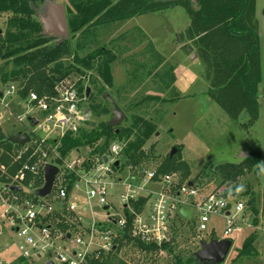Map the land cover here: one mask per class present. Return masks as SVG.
<instances>
[{
  "label": "rangeland",
  "instance_id": "1",
  "mask_svg": "<svg viewBox=\"0 0 264 264\" xmlns=\"http://www.w3.org/2000/svg\"><path fill=\"white\" fill-rule=\"evenodd\" d=\"M50 2L63 4L66 7L69 31L66 35H57L56 40L68 39L72 51L71 56L66 59L69 63H72L74 60L73 54L75 53V43L77 40H80L82 45V50L79 54L80 56H85L92 50L115 43L118 39H110L113 37V33L116 32L119 25L126 20H101L100 22L102 23L99 25H91L83 29L82 33L78 32L74 35L71 33L70 29V18L75 11L72 2L70 0H49L48 4ZM43 8L44 7L40 9L38 15L41 21L47 14V11L43 13ZM263 8L264 0H256V15L261 23L259 29L261 32V61L264 76ZM181 12H184V9L182 7H177L173 14H176L179 19V17L183 16ZM9 17V13L0 16V28L3 32L6 30ZM164 20L165 19L161 18L159 21ZM159 36V43L162 47L163 43H166L165 40L163 41L166 35L161 31L159 32ZM169 43L168 48H164L169 58L165 61L164 65H162V57L156 55L154 63L150 65V70L147 72H150L148 77L145 78V72L143 71L148 64L144 60H137L133 72L131 73V81L127 87L122 89L106 87L107 92L111 96H116L115 100H118L119 106L125 110L126 117L121 124L131 128L134 118L138 115L150 119L157 124V131L143 146V150L148 156L135 167L139 169L147 167L148 161H153L155 166L159 167L168 156H177L179 159L189 164L191 175L188 179H193L199 187V193L195 197L190 196L187 198V196L184 195L182 197L199 201L215 189L224 188L226 189L225 191H227V188H229L228 183L222 185V179L216 171L217 165L227 162H238L243 158L241 156L243 151H247L250 155L255 147L260 146L262 148L261 162L259 165L255 166L254 171L241 178L235 189H232V194L236 193V198L238 200H243L246 204L244 214L247 223H250L252 227L240 220L241 222L239 221V225L237 227L234 226L229 235H225V216L221 214H211L207 222L208 228L202 233H199L195 229L197 211H194V214L188 219L180 216L182 222L185 224L175 226L173 244L168 243L162 247L141 249L140 246H137L127 237L119 251V255L132 264H179L177 262L178 258H190L194 252L200 249L199 241L201 238L207 241L212 238H232L234 243L225 262H203L199 264H264V100L263 98L260 99L259 117L252 125H250L247 116L240 118L235 123L229 122L226 112L214 102L213 98L208 93L209 85L204 76L206 70L203 62L199 60L198 53L193 48L191 51L192 53H187V50L182 49L180 46H176L174 42ZM195 52L197 55L193 56ZM4 64L5 63L0 62V66ZM124 67L125 65L121 61L118 63L116 62L114 68V72L116 71L114 85L116 87L124 84ZM155 69H157L156 72ZM80 70L81 71L76 70L73 77L74 80L77 81V87H83V92L86 91L87 87L91 88L90 97H86L84 101V104L89 108L92 114L90 122L86 126L87 129H91L92 127H96L101 120L109 119L110 116L97 117L92 110L93 105L103 104L100 99H104V96H102V98L100 97L99 88L103 86V83L101 80L96 81L98 78L97 72L94 70L88 71L86 69L84 71V68ZM138 72H142L140 84L138 83L135 85L133 80ZM152 72H154V74L151 76ZM81 78H83L82 82L79 81ZM263 85L264 80L262 86ZM0 89L6 93L8 87L0 85ZM153 89L160 93V95L147 96V92ZM23 97L24 96H22V98ZM4 99L5 102L11 103L9 109L13 112L11 115L9 112L10 110L0 103V112L3 114L0 125L3 127L4 132L10 135L22 129L26 130V128H28V121H20L17 116L26 113L25 106L27 102H20L21 97L17 94L11 96L5 94ZM31 113L33 115L35 114L34 112ZM127 135L128 134L124 132L121 139L111 140L106 150V153H109L110 147L114 143L121 146L122 151L118 155V158L123 164L122 170H125H121L123 172V177L129 174L126 169L128 166L125 165L126 160L123 156L124 150L128 146V141L134 138V135H132L127 141ZM101 142L104 141L102 140ZM173 148H177L174 155L171 154ZM90 152L91 147H81L70 151L66 157H64V166L61 167L63 169L62 177H65L68 188L70 185V178L66 177V174L74 172L76 175H79L80 179L83 176L86 177L94 174H90L89 172L94 171V164L89 161L91 159L89 156ZM55 154L57 155L59 153L55 152ZM55 154L53 152L50 157L46 158V161H54L53 158ZM86 161H89V165L92 164L90 169L85 165ZM173 172L176 171H170V173ZM133 173L136 174L134 171ZM177 173L181 176L179 172ZM180 176H178V178H180ZM77 182L78 180L74 182L72 189L69 190L71 194L80 193L79 189L75 186ZM160 187V184L151 181L145 183V188L149 191H159ZM118 189L117 187L111 190L112 194H116ZM24 190L26 191V188ZM24 195V198L32 197L30 190L26 191ZM116 197V195H113L114 199H116ZM252 199H254L256 203L258 214L252 213L250 203ZM54 200L55 197L53 196L52 203L56 206H60L56 203V200L55 202ZM16 203H19V201ZM182 206L184 208L188 207L187 204H183ZM16 207L22 209L20 203L19 206L17 205ZM3 210L4 207L0 206V214ZM235 211L234 208L233 213ZM14 214L16 215V212L9 215L13 216ZM8 218H3L0 215V264H47L50 257L46 254H42L41 257L32 255V257L29 258L21 256V247L26 245V242L23 237L18 235L17 230ZM255 218L259 220L257 226H253ZM48 220L56 224L58 222L57 215L52 216L51 214ZM64 221L63 219V222ZM63 222H59V224L64 225L63 227L65 228L66 224H69V222ZM69 227L70 226L67 225V228ZM250 235H254L258 238V256L252 257V259L247 257L236 259L235 256L237 251L242 247L245 239L250 237ZM66 243L69 244V242ZM52 258L54 259L53 255ZM190 264L194 263L191 262Z\"/></svg>",
  "mask_w": 264,
  "mask_h": 264
},
{
  "label": "trees",
  "instance_id": "2",
  "mask_svg": "<svg viewBox=\"0 0 264 264\" xmlns=\"http://www.w3.org/2000/svg\"><path fill=\"white\" fill-rule=\"evenodd\" d=\"M70 1L75 10L70 18V29L74 35L78 32L82 33L83 29L91 25H99L102 23L101 20L118 21L137 14L164 11L171 7L184 8L190 18V24L185 32L177 36V41L190 43L189 45L198 53L199 60L205 66L204 76L209 85L208 93L226 112L229 122L235 123L244 114L248 117L250 125L258 119L259 102L261 98L264 100V85L262 86L264 76L259 29L261 23L256 15V0H119L116 3L112 0ZM48 2L49 0H0V16L5 13L10 14L6 30L0 34V62L5 63L0 66V81L4 85L10 82L24 85V89L21 90L24 97L31 90L41 96H51L56 93L59 82L66 77L74 79L75 71L84 68V71L86 69L97 72L96 81L101 80L103 83L99 88L102 98L107 92L106 87H113L111 63L117 59V55L109 48L100 47L85 56H80L82 45L80 40H77L74 60L72 63L67 62L66 59L72 53L68 39L57 41V35L45 34L43 22L38 18L42 7H44L43 13L48 10L51 3ZM262 13L264 20V8ZM82 79L79 81L82 82ZM78 89L81 95H87V89L84 92L82 86ZM104 99H100L103 104L93 105L92 110L97 117L109 115L110 118L101 120L91 129H81L76 135L71 133L65 135L57 146L56 151L59 154L49 163L62 167L64 157L70 151L81 147H91L90 158L105 155L110 141L121 139L124 132L128 134L127 141L134 135L124 150L125 165L137 166L148 156L143 146L157 131V124L138 115L134 118L133 128L123 124L113 126L110 123L113 105L108 98ZM116 102L118 104V100ZM120 108L125 112L122 107ZM8 136L0 125V162L9 166L7 174L0 176L3 182L11 181L12 176L28 156L25 154L21 159L16 160L15 151L23 145L10 142ZM102 140L104 142H101ZM261 153L262 148L257 146L249 156L238 163L227 162L216 166L222 185L231 183L225 195L232 194V189L237 187L241 178L254 171L255 166L261 162ZM89 161H86L85 165L90 169L92 164L89 165ZM122 165L119 160V164H115L114 167L120 171L123 169ZM158 171L179 172L181 182L191 175L189 164L177 156H168L160 164ZM66 175L70 178L69 189H72L79 175L74 172ZM43 185V176H29L24 183L26 191L30 190L31 196L35 198L39 197L35 194V190ZM26 191L21 192L22 195ZM146 201L147 198L141 197L133 204L136 209L141 210ZM250 203L252 212L258 214L254 199ZM57 218L61 216L57 215ZM258 223L259 220L255 218L254 224L258 225ZM255 239L254 235L245 239L236 259L258 255V250L254 246ZM139 246L141 249L151 248L144 244ZM121 247L122 244L115 252L93 260L92 264H132L119 255ZM177 262L199 264L195 252L190 258H178Z\"/></svg>",
  "mask_w": 264,
  "mask_h": 264
},
{
  "label": "built area",
  "instance_id": "3",
  "mask_svg": "<svg viewBox=\"0 0 264 264\" xmlns=\"http://www.w3.org/2000/svg\"><path fill=\"white\" fill-rule=\"evenodd\" d=\"M76 84V80L66 77L58 83L56 93L51 96H41L31 90L22 98L24 85L18 82L4 85L0 81V85L8 87L6 93L0 89V103L10 110L11 115V103L5 102V94H17L21 97L20 102H27L26 113L19 114L17 118L28 121V132L32 137L29 143L15 151L16 160L25 154L28 156L11 181L0 180V206L4 207L0 215L3 218L9 217L18 235L24 238L26 245L21 247V256L29 258L46 254L50 257L48 261L54 264H92L93 260L115 252L127 237L137 246L144 244L162 247L168 243L173 244L175 221L183 216L180 212L183 204L193 210L191 216L197 211L196 230L199 233L208 228L211 214L225 216V235H229L238 223L245 221L243 214L246 204L236 198V193L225 195L224 188L213 190L199 201L185 199L183 195L187 198L198 195V184L190 185L191 179L181 182L177 172L160 173L158 167L149 161L147 167L140 169L129 165L126 168L129 174L123 177V172L114 167L122 151L116 143L110 147L109 153L90 159L94 171L89 172L94 174L78 179L75 183L80 191L78 194L69 191L61 167L49 195L24 198L21 192L13 191L12 185L25 189L24 183L29 176H43L45 180L44 169L49 163L46 158L53 152L57 153L61 139L69 133L76 135L81 129H87L92 114L84 104L86 96L81 95ZM29 116L38 120L36 126H31ZM2 118L0 112V121ZM54 156L57 157L56 154ZM105 156L108 161H105ZM8 170L9 166L0 162V176L7 174ZM148 181L160 184V190H147L145 183ZM117 187L118 192L112 194L111 190ZM113 195L117 196L116 199ZM53 196L60 206L52 203ZM141 197L147 198V201L138 210L133 202ZM17 201L22 209L16 207L19 206ZM234 208L236 211L233 213ZM13 212L16 215L10 216ZM51 214L61 216L56 224L49 222ZM63 219L65 223L69 222L66 224L69 228L65 229L59 224Z\"/></svg>",
  "mask_w": 264,
  "mask_h": 264
},
{
  "label": "crops",
  "instance_id": "4",
  "mask_svg": "<svg viewBox=\"0 0 264 264\" xmlns=\"http://www.w3.org/2000/svg\"><path fill=\"white\" fill-rule=\"evenodd\" d=\"M112 1L113 3H116L119 0H112ZM176 9L177 7H171L164 11L137 14L131 18L126 19L122 24L119 25L116 32L113 33V37L110 39V40H113V39H118V40L115 43H111L107 46H103V47L111 49L117 55V59L111 63V71L113 73V87L112 88L122 89L124 87H127V85H129L131 81V78H130L131 73L133 72V68L137 60H142V61L144 60L148 64V66L145 67V70H143L145 72V78L150 75V72L149 73L147 72L150 70V67H151L150 65L154 63L155 61L154 59L156 55L157 56L160 55L162 57L163 59L162 65H164L165 61L169 58L168 53L165 52L164 48H168L169 42H174L176 46H180L182 49L187 50V53H192L191 52L192 47L189 45L190 43L185 42V41H182V42L177 41V36L181 34L182 32H185L188 25L190 24V18L187 12L185 11V9L183 8L184 12H181L183 13L181 14L183 16L179 17L178 19L176 14H173L175 13ZM158 17H161L162 19H165V20L159 21L161 20V18H158ZM158 31L159 32L162 31L166 35V38H163V41L165 40L166 43H163L162 47H161V44L159 43L160 36H159ZM119 61H121L125 65V67L123 68L125 69V72L123 73V76L125 75V78H124V84L122 86L116 87L114 85L115 76H116V71L114 72V68H115L116 62L118 63ZM157 69H155V72ZM153 74L154 72H152L151 76ZM141 75H142V72H138L136 76L134 77L133 81L135 82V85L138 83L140 84ZM148 95L159 96L160 93L156 92L153 89L147 92V96ZM243 117H246V114ZM27 127L28 128H26V130L22 129L18 132H25V131L28 132L30 130V127L29 126ZM245 152L247 151H243L241 155L243 158L247 157V156L244 157ZM241 160H239L238 162H240ZM149 162H151L152 165L155 166L153 161H149ZM122 171H125V170H122ZM190 181L193 182V179H191ZM44 183H45V180H44ZM193 183H196V182L194 181ZM185 209H191V208L188 207ZM243 215L245 217L244 223L245 222L247 223L246 216L245 214ZM183 217L188 219L191 217V215L188 217L183 215ZM183 224L185 223L182 222L180 217L176 218L175 226L176 225L181 226ZM247 224L251 225L250 223H247ZM253 226H257V225L253 224ZM203 239L201 238L199 243ZM257 242H258V238H256L254 242V246L256 249H258ZM237 255H238V251L235 257H237Z\"/></svg>",
  "mask_w": 264,
  "mask_h": 264
},
{
  "label": "water",
  "instance_id": "5",
  "mask_svg": "<svg viewBox=\"0 0 264 264\" xmlns=\"http://www.w3.org/2000/svg\"><path fill=\"white\" fill-rule=\"evenodd\" d=\"M43 22V31L45 34H51V35H66L69 31V22L66 12V7L63 4H55L54 2H51L46 16L42 19ZM3 33V30L0 28V34ZM197 53L195 52L193 56H196ZM91 88L87 87V96L90 95ZM104 98H108L110 102L113 105V116L110 119V123L113 126H119L122 121L126 117V113L119 107L116 100L108 93L105 92L103 94ZM88 109V108H87ZM88 111V110H87ZM245 115V114H244ZM30 124L31 126H36L38 123V120L34 117L29 116ZM32 137L29 134V132H18L14 134H10L8 136V140L14 144H21L25 145L31 141ZM177 151V148H173L172 155L175 154ZM249 153L245 152L244 157L248 156ZM105 161H108V157L105 156ZM116 165L119 164V160L115 162ZM45 183L44 185L35 190V194L39 197H45L49 195L52 192L55 179L57 175L60 172V167L53 163H47L45 166ZM190 185L193 184L192 181L189 183ZM231 183H228V186H230ZM11 189L13 191L23 192L24 188L19 185H12ZM192 209H185L182 207L180 209V212L184 216H190L192 213ZM233 245V239L232 238H212L209 241L202 240L200 242V249H198L195 252V256L198 259L199 263L203 262H216V263H223L225 262L231 247ZM47 264H54L53 261H48Z\"/></svg>",
  "mask_w": 264,
  "mask_h": 264
},
{
  "label": "flooded vegetation",
  "instance_id": "6",
  "mask_svg": "<svg viewBox=\"0 0 264 264\" xmlns=\"http://www.w3.org/2000/svg\"><path fill=\"white\" fill-rule=\"evenodd\" d=\"M90 95H91V92H90ZM90 95L89 96L86 95V97H90Z\"/></svg>",
  "mask_w": 264,
  "mask_h": 264
}]
</instances>
